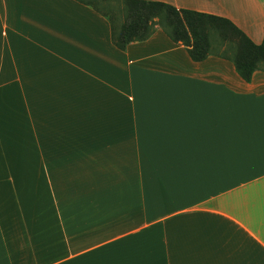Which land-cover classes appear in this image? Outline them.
Instances as JSON below:
<instances>
[{"label": "crops", "instance_id": "1", "mask_svg": "<svg viewBox=\"0 0 264 264\" xmlns=\"http://www.w3.org/2000/svg\"><path fill=\"white\" fill-rule=\"evenodd\" d=\"M144 1L263 40L264 0ZM0 264H264V72L0 0Z\"/></svg>", "mask_w": 264, "mask_h": 264}, {"label": "trees", "instance_id": "2", "mask_svg": "<svg viewBox=\"0 0 264 264\" xmlns=\"http://www.w3.org/2000/svg\"><path fill=\"white\" fill-rule=\"evenodd\" d=\"M75 1L109 22L111 42L120 51L162 30L173 43L184 46L194 62L211 55L230 60L236 73L247 83L255 71L264 72V36L260 44H254L228 19L153 1Z\"/></svg>", "mask_w": 264, "mask_h": 264}]
</instances>
